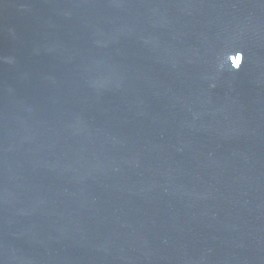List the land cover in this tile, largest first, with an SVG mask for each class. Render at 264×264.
Returning <instances> with one entry per match:
<instances>
[{
  "label": "water",
  "instance_id": "95a60500",
  "mask_svg": "<svg viewBox=\"0 0 264 264\" xmlns=\"http://www.w3.org/2000/svg\"><path fill=\"white\" fill-rule=\"evenodd\" d=\"M0 264H264V0H0Z\"/></svg>",
  "mask_w": 264,
  "mask_h": 264
},
{
  "label": "snow or ice",
  "instance_id": "6c2138e0",
  "mask_svg": "<svg viewBox=\"0 0 264 264\" xmlns=\"http://www.w3.org/2000/svg\"><path fill=\"white\" fill-rule=\"evenodd\" d=\"M241 63V62H240Z\"/></svg>",
  "mask_w": 264,
  "mask_h": 264
}]
</instances>
